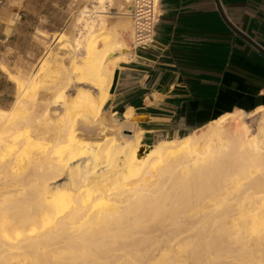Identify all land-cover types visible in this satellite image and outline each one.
<instances>
[{"label":"bare ground","instance_id":"6f19581e","mask_svg":"<svg viewBox=\"0 0 264 264\" xmlns=\"http://www.w3.org/2000/svg\"><path fill=\"white\" fill-rule=\"evenodd\" d=\"M92 2L72 44L51 35L69 54L48 47L19 74L0 64L18 88L0 108V264H264V106L152 145L133 108L107 122L116 58L135 51L133 0ZM45 69L63 75L48 100Z\"/></svg>","mask_w":264,"mask_h":264},{"label":"crops","instance_id":"0c3cea01","mask_svg":"<svg viewBox=\"0 0 264 264\" xmlns=\"http://www.w3.org/2000/svg\"><path fill=\"white\" fill-rule=\"evenodd\" d=\"M77 3L0 0V64L19 74L38 63L47 50L40 32H65ZM160 8L154 42L119 53L113 72L110 108L144 116L145 141L264 106V53L226 22L264 50V0H161ZM17 89L0 67V108L13 104Z\"/></svg>","mask_w":264,"mask_h":264},{"label":"rangeland","instance_id":"374dc122","mask_svg":"<svg viewBox=\"0 0 264 264\" xmlns=\"http://www.w3.org/2000/svg\"><path fill=\"white\" fill-rule=\"evenodd\" d=\"M89 1H91V0H78V3H77V6H76V10L78 11L77 13H75L74 14V16H73V23L71 24V26H70V28H68V29H66L65 30V32H67L68 33V37H69V39H70V41H71V44L74 42V39H75V35H76V25H75V20H74V18H75V16L76 15H80V13L82 12V11H85V10H89V8H87L88 6H85L86 4H88V2ZM115 8H114V6H112L111 7V9H110V11H109V17H110V20L113 22L115 19H118L119 17H120V15L121 14H119L118 12H117V10H115L114 12H112L113 10H114ZM116 12V13H115ZM115 13V14H114ZM108 29L111 31L112 29H113V25H110V26H108ZM64 32V33H65ZM40 34H42V38H43V40H44V42H45V45H46V47H47V49H48V47H51L52 49H53V52H56V51H59V52H62V53H67V54H69L72 50H73V48H67V49H58V44L59 43H53L52 42V40H51V35L52 34H49V33H47V32H40ZM129 41H128V44H130V46L133 48L134 47V45H133V43H132V38H129L128 39ZM98 45L99 46H102V43L101 42H99L98 43ZM81 52L83 51V50H80ZM47 53V50H46V52H45V54ZM44 54V55H45ZM44 55L42 56V57H44ZM66 62H67V60H66ZM54 65V66H53ZM57 66V64H52V67H53V69H54V71H56V67ZM34 66H31V68H30V70H32V68H33ZM29 70V71H30ZM46 70V71H45ZM45 70H43L42 72H40V74H39V76H38V81H39V87H38V96H40L39 98L40 99H44V97H45V100H48V99H50L51 98V96H52V93H53V90H54V86H55V81H57V80H59L61 77H63V75L61 74V73H57V72H54V74L53 73H51V71H49V69H45ZM28 71V70H27ZM53 74V75H52ZM51 75V76H50ZM56 75H57V77H56ZM54 77V78H53ZM57 78V79H56ZM54 79V80H53ZM53 81V82H52ZM47 82V83H46ZM51 87V89H49ZM53 87V88H52ZM73 87H75V86H73ZM72 87V88H73ZM70 88V91H71V93L69 94V96H70V98L72 99L73 98V96H74V94L76 93L75 91H76V89L75 88ZM112 88V87H111ZM72 89V90H71ZM74 90V91H73ZM73 93V94H72ZM110 94H112L111 93V89H110ZM46 95V96H45ZM72 95V96H71ZM48 99H47V98ZM111 98H112V95H111ZM16 100V99H15ZM15 102V101H14ZM13 102V103H14ZM117 109L118 108H116V109H113V108H111L109 111H107L106 112V114L107 115H105V120L107 121V122H109V121H112V120H114V116H113V111L115 112V111H117ZM61 112V110L59 109V111H58V114ZM244 115H248V114H250V113H252L253 114V111H251V112H242ZM53 114H56L57 115V113L56 112H53ZM118 119H120L121 117H122V114L121 113H119L118 111H117V116H116ZM80 119V118H79ZM110 119V120H109ZM259 121H260V117H259V115L257 114V113H255L254 112V116L252 117V118H249V120H248V124L250 125V128L252 129V132H254L255 130H256V126L258 125V123H259ZM142 122H143V120H142ZM129 125V126H128ZM126 127H129L130 129H132L133 128V125H130V124H128ZM77 126V127H76ZM75 127L79 130L78 132L79 133H84V134H82V135H84V136H89L90 135V133L91 132H93L92 130H86L85 132L87 133V132H89V133H85L84 132V130L85 129H80V125H76ZM202 127H206V125L205 126H202ZM201 128V127H200ZM200 128H197V129H200ZM81 131V132H80ZM193 130L191 129V130H188V131H185V132H183V133H181L180 134V136H185V135H187V134H189V133H191ZM145 133V132H144ZM86 134V135H85ZM175 135H172V134H165V135H162V134H160L159 136H155L154 138H153V141H145L144 139L142 140V143H144V144H149V145H152V144H154V143H156L159 139H161V138H172V137H174ZM177 136V135H176Z\"/></svg>","mask_w":264,"mask_h":264},{"label":"built area","instance_id":"2783aa9c","mask_svg":"<svg viewBox=\"0 0 264 264\" xmlns=\"http://www.w3.org/2000/svg\"><path fill=\"white\" fill-rule=\"evenodd\" d=\"M161 0H133V39L134 47L150 45L156 37L157 25L161 17Z\"/></svg>","mask_w":264,"mask_h":264},{"label":"water","instance_id":"95a60500","mask_svg":"<svg viewBox=\"0 0 264 264\" xmlns=\"http://www.w3.org/2000/svg\"><path fill=\"white\" fill-rule=\"evenodd\" d=\"M218 2V1H217ZM220 10V9H219ZM226 20V19H225ZM226 22L229 24V26L237 33L239 34L240 36H242L243 38H245V40H247L248 42H250L253 46H255L256 48H258L259 50H261L263 53H264V50L263 48H261L260 46H258L255 42H253V40H251L248 36H246L241 30H239L238 28H236L232 23L228 22L226 20ZM117 79H118V73L116 72L115 73V76H114V81H113V85H112V88H111V93L113 94L115 92V85L117 83ZM111 106V101L109 100L107 102V105H106V108L108 109L109 107ZM117 111L119 113H123L125 112V108L124 107H121L119 109H117Z\"/></svg>","mask_w":264,"mask_h":264}]
</instances>
